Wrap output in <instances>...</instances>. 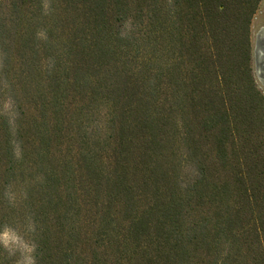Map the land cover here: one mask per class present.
I'll list each match as a JSON object with an SVG mask.
<instances>
[{
  "label": "trees",
  "instance_id": "16d2710c",
  "mask_svg": "<svg viewBox=\"0 0 264 264\" xmlns=\"http://www.w3.org/2000/svg\"><path fill=\"white\" fill-rule=\"evenodd\" d=\"M261 2L0 0V233L35 264H264Z\"/></svg>",
  "mask_w": 264,
  "mask_h": 264
},
{
  "label": "rangeland",
  "instance_id": "374dc122",
  "mask_svg": "<svg viewBox=\"0 0 264 264\" xmlns=\"http://www.w3.org/2000/svg\"><path fill=\"white\" fill-rule=\"evenodd\" d=\"M264 29V0H262L259 10L257 12V14L255 15L253 22H252V27H251V32H252V49H253V45H254V39L255 36L257 35V33L261 30ZM253 52V51H252ZM255 66V61L253 60V69ZM257 79V78H256ZM258 81V80H257ZM259 86L261 87V89H263L264 91V86L258 81ZM15 232V234H17L19 237L22 238V242L26 243L29 247H32V245L25 239L23 238V236H21L17 231L13 230ZM10 252L14 253V254H18L20 257V260L18 262V264H20L21 261H23L24 257L27 255H31L32 253H28L26 251V249H22L16 245H12L11 248H7Z\"/></svg>",
  "mask_w": 264,
  "mask_h": 264
},
{
  "label": "water",
  "instance_id": "95a60500",
  "mask_svg": "<svg viewBox=\"0 0 264 264\" xmlns=\"http://www.w3.org/2000/svg\"><path fill=\"white\" fill-rule=\"evenodd\" d=\"M255 39L256 42L253 45L254 75L264 86V29L257 33Z\"/></svg>",
  "mask_w": 264,
  "mask_h": 264
},
{
  "label": "clouds",
  "instance_id": "9594fccd",
  "mask_svg": "<svg viewBox=\"0 0 264 264\" xmlns=\"http://www.w3.org/2000/svg\"><path fill=\"white\" fill-rule=\"evenodd\" d=\"M0 243H2L5 248H11L12 245H16L22 249H26L28 253H32L35 250L34 246L29 247L26 243H23L22 238L9 228H5V230L0 233ZM20 264H35V260L31 255H27Z\"/></svg>",
  "mask_w": 264,
  "mask_h": 264
},
{
  "label": "bare ground",
  "instance_id": "6f19581e",
  "mask_svg": "<svg viewBox=\"0 0 264 264\" xmlns=\"http://www.w3.org/2000/svg\"><path fill=\"white\" fill-rule=\"evenodd\" d=\"M255 42H256V39H254V44H255Z\"/></svg>",
  "mask_w": 264,
  "mask_h": 264
}]
</instances>
